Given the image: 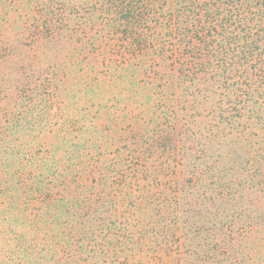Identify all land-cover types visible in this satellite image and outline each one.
<instances>
[{
  "label": "trees",
  "instance_id": "obj_1",
  "mask_svg": "<svg viewBox=\"0 0 264 264\" xmlns=\"http://www.w3.org/2000/svg\"><path fill=\"white\" fill-rule=\"evenodd\" d=\"M0 264H264V0H0Z\"/></svg>",
  "mask_w": 264,
  "mask_h": 264
}]
</instances>
